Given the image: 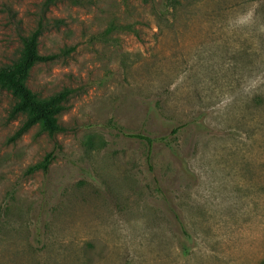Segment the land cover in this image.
<instances>
[{"label": "rangeland", "instance_id": "374dc122", "mask_svg": "<svg viewBox=\"0 0 264 264\" xmlns=\"http://www.w3.org/2000/svg\"><path fill=\"white\" fill-rule=\"evenodd\" d=\"M40 21L66 129L0 87V264H264V0H0V67Z\"/></svg>", "mask_w": 264, "mask_h": 264}, {"label": "trees", "instance_id": "16d2710c", "mask_svg": "<svg viewBox=\"0 0 264 264\" xmlns=\"http://www.w3.org/2000/svg\"><path fill=\"white\" fill-rule=\"evenodd\" d=\"M43 32V23L39 22L29 35L22 38L23 50L21 58L14 64L0 67V87L9 90L16 97V102L10 109V118L24 114L26 119L15 133V137H20L32 126L41 123L43 128L51 134L64 131L65 126L58 121V115L65 109L64 101L68 98L69 91H63L47 99H39L32 89L26 84V78L32 67L38 62H45L55 58V55H43L39 51V38ZM189 123L178 125L172 129L171 135L159 136L155 138L143 134H133V137L145 139L151 146L157 143H164L170 147L173 154L180 157V151L173 145V136H178L183 129L188 127ZM150 156V154H149ZM54 159V153H49L39 164V168L48 171L50 164ZM176 223L177 227L184 236L190 237L186 229L185 222L181 214L173 208L170 201L164 196Z\"/></svg>", "mask_w": 264, "mask_h": 264}, {"label": "clouds", "instance_id": "9594fccd", "mask_svg": "<svg viewBox=\"0 0 264 264\" xmlns=\"http://www.w3.org/2000/svg\"><path fill=\"white\" fill-rule=\"evenodd\" d=\"M249 15H251V13H249Z\"/></svg>", "mask_w": 264, "mask_h": 264}]
</instances>
